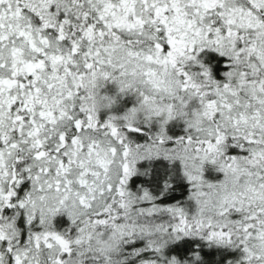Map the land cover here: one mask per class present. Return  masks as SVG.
I'll return each instance as SVG.
<instances>
[{
	"label": "snow or ice",
	"instance_id": "snow-or-ice-1",
	"mask_svg": "<svg viewBox=\"0 0 264 264\" xmlns=\"http://www.w3.org/2000/svg\"><path fill=\"white\" fill-rule=\"evenodd\" d=\"M0 264H264V0H0Z\"/></svg>",
	"mask_w": 264,
	"mask_h": 264
}]
</instances>
